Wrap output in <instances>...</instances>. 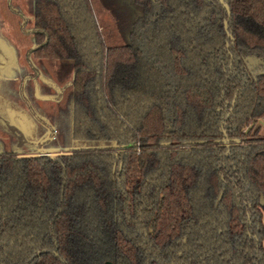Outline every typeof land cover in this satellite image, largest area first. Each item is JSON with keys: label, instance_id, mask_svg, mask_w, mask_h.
<instances>
[{"label": "trees", "instance_id": "obj_1", "mask_svg": "<svg viewBox=\"0 0 264 264\" xmlns=\"http://www.w3.org/2000/svg\"><path fill=\"white\" fill-rule=\"evenodd\" d=\"M29 1L64 152L0 153V264H264V0Z\"/></svg>", "mask_w": 264, "mask_h": 264}, {"label": "rangeland", "instance_id": "obj_2", "mask_svg": "<svg viewBox=\"0 0 264 264\" xmlns=\"http://www.w3.org/2000/svg\"><path fill=\"white\" fill-rule=\"evenodd\" d=\"M119 2L125 4L126 0H119ZM116 7L122 10V6L117 3ZM104 18L107 19L108 15L105 14ZM25 19L26 24H24ZM32 20V5L29 0H0V68L7 75L16 76L13 74H17L19 77L23 67H26L27 71L29 70L27 62L32 60L41 71L42 79L53 81L56 86L61 87L69 82L72 76L71 61L49 62L48 60L37 61L32 56L29 58L28 50L33 43ZM48 93L54 94V91L50 90ZM39 99L31 98L30 101L32 107H35L36 103L41 107L43 113L34 109L41 120L33 113L30 114L28 109L25 108L24 110L27 112V123L32 121L34 127H36L34 144L31 146L29 145L31 143L26 142L21 147H17L18 141L14 135L0 127V151H16L20 156L37 155L39 150L46 151L51 155L64 152V148L58 144L57 133L53 132L56 129L55 124L48 116L44 115L47 108H52L55 103ZM14 102L20 103L18 99ZM257 128L259 129V135L264 136L263 119L256 121L244 130L253 132ZM222 130L226 131L225 124L222 125Z\"/></svg>", "mask_w": 264, "mask_h": 264}, {"label": "flooded vegetation", "instance_id": "obj_3", "mask_svg": "<svg viewBox=\"0 0 264 264\" xmlns=\"http://www.w3.org/2000/svg\"><path fill=\"white\" fill-rule=\"evenodd\" d=\"M24 24H26V19ZM32 40L33 43L28 50L29 58L30 56H32L37 61L45 60L37 59L32 55V49L35 46L34 37L32 38ZM248 55H253L263 60V64L259 66H253L252 64H250V70L245 64L248 72L252 77L256 78L257 76H262L260 73H264V54H247L244 56V58ZM28 61L29 62H27V64L29 70L27 71L26 67H23L22 73L19 74V77L17 74H13L16 76L7 75L0 68V127L7 130L9 133H11V135H14V137L18 141V144L16 145L17 147H21L26 142L31 143L29 145L32 146L35 141L34 135L37 132L36 127H34V123L32 121L27 123V112L24 111L25 108L28 109L30 114L33 113V115L41 120V118L37 116L35 111L37 110L39 112H42L41 107L36 103L35 107L33 106V108L31 106L30 99L40 98L39 100L41 101H52L56 104L63 96L65 86L70 82L69 81L65 83L61 87L58 85L56 86V83H54L53 81L42 79V74L39 68L34 64V62H32V60ZM50 90H53L54 94L48 93V91ZM16 99H18L20 103H15L14 100ZM223 124H225V119L222 121V123H220L221 129ZM53 132L57 133L56 129H54ZM16 146L15 148H17ZM4 152L12 151H0V153ZM12 153H16V151H13ZM17 155L20 156L19 154Z\"/></svg>", "mask_w": 264, "mask_h": 264}, {"label": "water", "instance_id": "obj_4", "mask_svg": "<svg viewBox=\"0 0 264 264\" xmlns=\"http://www.w3.org/2000/svg\"><path fill=\"white\" fill-rule=\"evenodd\" d=\"M219 3L224 7L227 15H228V18H229V14H230V10H229V6L227 5V3L224 1V0H219ZM228 19H226L224 21V28H225V31L227 33V37L229 39H232V35L231 33L228 32ZM244 63L246 64L247 68L250 70L251 69V66L250 64H252L253 66H259V65H262L263 64V60H261L260 58L256 57V56H253V55H248L246 56L244 59H243ZM261 75H263L264 73H260ZM234 104V100L232 101L231 105ZM224 134H226L225 131H223ZM38 155H50L49 153H46L42 150H39L38 151ZM220 197H221V194L219 195L218 197V200H217V203L218 201L220 200ZM261 201H262V197H261ZM216 203V204H217ZM107 264H111V263H107Z\"/></svg>", "mask_w": 264, "mask_h": 264}, {"label": "crops", "instance_id": "obj_5", "mask_svg": "<svg viewBox=\"0 0 264 264\" xmlns=\"http://www.w3.org/2000/svg\"><path fill=\"white\" fill-rule=\"evenodd\" d=\"M262 222H263V226H264V212L262 214ZM262 246H263V249H264V238L262 240Z\"/></svg>", "mask_w": 264, "mask_h": 264}]
</instances>
